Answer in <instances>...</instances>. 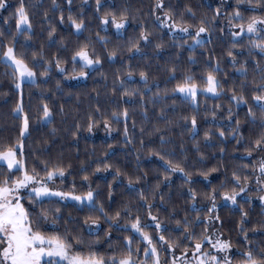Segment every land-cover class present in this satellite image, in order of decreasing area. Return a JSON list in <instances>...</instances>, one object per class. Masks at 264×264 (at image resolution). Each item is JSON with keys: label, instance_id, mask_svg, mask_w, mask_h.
Returning <instances> with one entry per match:
<instances>
[{"label": "trees", "instance_id": "16d2710c", "mask_svg": "<svg viewBox=\"0 0 264 264\" xmlns=\"http://www.w3.org/2000/svg\"><path fill=\"white\" fill-rule=\"evenodd\" d=\"M164 2L165 10L171 9L177 22L181 21V15H183L185 22L192 25H199L201 19L205 18L209 21L205 25L209 28V32L203 34L208 35V37L204 40L205 43L202 47L198 46L193 50L188 47L191 40L187 36H174L165 28L161 29L152 15L155 0H108L105 5L106 8L116 11L127 8L130 15L137 16L135 21L130 20L129 26L123 30L121 36H117L111 26L107 31L100 28L99 21L94 16L95 0H87V3H84V0H73V14L83 11L87 29L82 35L77 36L73 34L74 30L67 25L58 27L55 37L56 43L50 45L47 37V25L42 22L43 13L48 11L50 18L55 22L56 17L59 16V11L52 12L51 0H25V4L34 13L33 35L31 40L27 42H25L24 36L17 37V52L26 51L30 60L32 52H39L43 48L45 60L59 55L62 59L61 66L66 69V72L60 73L53 63L48 77H41L39 71H43L44 68V64L41 63L37 65L38 86L29 85L27 82L22 86L24 111L28 113L30 118V134L24 140V153L27 163L29 167L35 166L38 171H42L43 161H49L50 166L58 161L61 162L62 166L67 169L68 185L64 187L67 191L73 186V183H75L78 193L86 191L87 185L82 183V180L85 174L89 175L92 187L99 193L98 200L105 205V209L110 214L122 208L123 205L129 204L133 216L139 214L143 222H147V209L141 207V202L135 192L127 190L125 176L122 175L123 183H120L112 179L114 169L106 173L92 175L93 169L98 162L105 159L106 153L108 154L107 162L112 163L114 167H119L121 172L127 176L135 178L136 175L146 172V179H142L139 184L135 185L137 191L144 189L146 193L150 192L164 177L163 161L150 155V150L153 149L162 154L171 153L165 158L174 162H181L186 170L194 173L201 170L206 171L213 167L218 168L219 171L212 173L207 181L202 176H193L195 182L191 187L198 193H206L210 192L212 188H218L220 181L226 178L228 187L231 188L233 186L231 174L236 170L242 177L244 175L249 176L250 180L247 193L251 197L250 203H245L243 198L245 194L238 198L239 204L243 205L244 210L248 212L247 222L244 225L248 230V242H251L250 246L254 252L264 249V204L259 200L261 193L257 191L256 183V178L261 175L258 164L264 153L254 152L252 157H247L245 153L249 139L254 138V132L260 131L258 124H251L246 117L247 108L252 105L251 100L249 99L248 105H242L239 109L233 106V112H238V118L241 121L244 142L237 145L236 140L231 138L223 142L219 138H213L212 146L209 147L203 140L204 131L209 128L213 131L219 127L227 128L225 109L229 106V101L227 95L215 98L212 95L199 94L196 101L199 109L197 115L199 135L196 137V141L199 142L200 151L197 152L194 146L195 142L185 129L184 122L179 119L181 116L194 114L193 105L191 101L182 100L181 95L171 92V89L186 75L193 76L196 82L203 86L201 78L206 76L207 71L214 68L217 63H219L221 71L216 75L224 82L226 92L232 87H239L241 80L244 79L236 72V68H239L240 64L233 67L230 58L226 55L227 50L234 42L231 35V32H234V27L230 28L229 19L236 9L237 0H229L223 4L208 0H164ZM57 3L61 5L65 16H67L65 0H57ZM256 3L257 0H252V5ZM8 4L9 7L3 10L0 17V28L5 31V43L11 40L10 33L15 32V19H10L6 25L3 18L9 17L14 12L15 8L18 7L19 0H8ZM33 5H35L34 8ZM250 7L251 5L245 3L240 9L245 17L244 23L247 22L249 16H264V10L253 13L246 10ZM188 8H191L196 14L195 18L188 15ZM217 9L220 10L219 16H216ZM214 17L215 19H213ZM241 22L240 20H233L232 24ZM140 23L152 30V44L145 46L142 43V53L131 57L125 45L129 39L138 36ZM97 32L107 40L106 45L97 39ZM209 39L211 42H208ZM237 40L244 47L236 51H243L244 54L238 55L236 58L241 62L248 61L246 65L249 71L247 79L251 81L254 75V62L261 60V57L255 54L252 57L247 55V35L242 40L240 38ZM161 41L164 46L161 50L156 51L154 46ZM184 41H188V44H185ZM82 43L91 44V47L100 56L101 65H97L94 70L87 69L86 71L89 72L87 78L79 79L77 82H69L66 76L73 75L71 53L78 44ZM112 50H117V55L115 59L109 60L107 53ZM261 63L264 64V60H261ZM129 64L132 66L133 80H126L127 87L143 90L144 84L139 78V71L145 70L149 73L148 87L151 89L150 92L144 93L146 100L152 97L153 93L159 92V98L155 104L146 103V116L140 107L139 96L121 97L119 92L113 95L117 70H120V78L125 79L123 73L128 70ZM173 65L176 68L175 79H172L173 74L167 71ZM75 67L78 72L80 70L79 64ZM11 71V68L0 63V143L15 142L19 135L21 122L13 113L21 95L14 88L10 75ZM256 75L258 78V74ZM57 81L60 82L59 89L56 87ZM245 95L250 96V92H246ZM42 103H47L53 110L51 123H41L38 119L42 115L40 111ZM217 104L223 105V108L217 111L216 119L213 120L211 109ZM117 106L120 109L129 108L127 123L131 143L125 142L123 121L119 124L112 123L111 134L104 131L103 119L110 118L111 112ZM97 107L100 109L99 113L94 112ZM61 108H63V112L60 111ZM161 109H164L169 119L177 123L169 126L164 119L160 118ZM90 114L101 121L100 125L95 127L91 133L86 130L87 118ZM133 121L135 127H133ZM77 123L81 125V130L76 136H73L72 133L75 131ZM156 128L161 129V131L156 132ZM161 136L169 142L161 145ZM141 140H143V146H141ZM221 148L224 149L223 153L220 151ZM201 154H203V159H201ZM137 157H139V161H137ZM82 165L87 172L80 171ZM244 165L247 167L245 168ZM253 166H256L255 171H253ZM109 184L113 185L111 201L108 200ZM188 187L189 185L184 183L182 175L175 173L171 175L169 181L160 184L155 200H151V196L149 197L155 205L152 214L158 215L168 227V231L164 232L166 237L170 234L172 237L179 234L172 230L175 228V219L183 217L184 213L189 211ZM218 191H223V189H218ZM161 195L164 196L165 200L163 205L160 202ZM196 203L198 208L204 209L201 212V216H204L210 204L202 197ZM73 205L74 202L72 201L61 202L56 197L46 199L43 205L38 207L47 209L59 207L62 219L57 222L55 227L49 222L44 225L43 230L49 233L58 230L62 233L67 228L74 233H79L86 244L99 238V250L101 252H105L109 244L119 251L123 248L125 237L133 235L131 231L112 229L110 239H106L105 232L108 231L109 226L101 221L102 228L98 230L97 236L95 226H92V232H90L89 228L83 225V219L88 215L87 210L79 211ZM217 207L222 222V226L221 222H216L218 231L223 233L231 242L235 253L237 250L247 251L249 243L244 241L243 234L238 230L240 211L234 208L230 202L225 204L219 195H217ZM173 209L179 215L169 219V213ZM69 215H71V219H69ZM190 215L194 216L195 213H190ZM66 221L67 223H65ZM120 223L123 225L125 219H121ZM200 227L203 226H199L197 231L200 230ZM146 231L153 232L152 229H146ZM138 244L139 238L134 239L133 248L137 247ZM235 253L233 259L234 262H237L242 257L235 255Z\"/></svg>", "mask_w": 264, "mask_h": 264}, {"label": "snow or ice", "instance_id": "6c2138e0", "mask_svg": "<svg viewBox=\"0 0 264 264\" xmlns=\"http://www.w3.org/2000/svg\"><path fill=\"white\" fill-rule=\"evenodd\" d=\"M87 3V0H84ZM108 0H95L94 16L99 21V26L102 30L107 31L109 26L115 29L117 36L122 35V30H125L130 20L135 21L137 16L130 15L127 8L116 11L111 8H106L105 5ZM251 5L249 9L253 13L258 10H264V0H257L255 5H252V0H237L235 11L231 14L229 19L230 28L234 27L238 31L231 32L233 43L227 50L226 55L230 58V62L236 68L239 76L244 77L241 80L239 87H232L225 90L224 82L221 81L216 75L220 72L219 63L207 71L206 76L202 77L203 86L197 83L195 78L191 75L184 76L183 80L178 82L176 86L171 89L173 94H181L184 101H191L194 114L190 116H181L179 119L184 122V127L191 135L197 152L199 149V142L196 137L199 135L197 115L199 112L196 98L198 94L208 95L211 94L215 98L227 95L229 106L225 109L227 112V128L219 127L213 131L211 128L206 129L203 134V140L209 147L212 146L211 141L213 138H219L222 142L231 138L236 140L237 145L244 142V135L241 132V121L238 118V112H233V106L239 109L242 105H248L249 99L252 105L247 108L246 117L248 121L259 126L260 131L254 132V138H250L248 145L245 147L247 157H252L254 152L264 153V16L252 15L245 20L241 12V7L245 4ZM67 7V16L61 5L57 0H51V10L53 13L59 11V16L56 17L55 22L50 18L49 12L43 13L42 22L47 25V37L49 44L56 43L55 37L58 27L67 25L74 30V35L80 36L87 29L84 13L81 10L79 13L73 14V0H65ZM9 7L8 0H0V10H5ZM33 8L35 5L32 6ZM114 8V5H113ZM163 11V17L156 15L157 12ZM189 16L195 18V13L191 8L187 9ZM220 10H216V16H219ZM152 15L155 21L159 24L161 29L167 28L169 33H182L187 36L191 43L184 41L188 47L195 49L202 47L205 43L202 39V34L209 32V28L205 25L209 21L201 19L199 25H192L183 20L177 22L171 9L165 10L164 0H155L152 8ZM33 16L34 13L25 4V0H19L18 7L9 17H4V24H8L10 19H15V32L10 33L11 40L5 43V31L0 28V63L5 64L12 69L10 75L14 88L20 93L21 99L13 109V113L20 119L19 135L15 142L0 143V264H162L160 249L172 255L171 261L165 259L163 264H234L232 256L229 253L232 251V244L229 240L223 238V233L219 232L216 228V222H221L218 214L217 195L221 200L231 205L240 211L239 232L243 234L244 241L248 242L247 229L245 224L247 222L248 212L244 210L243 205L239 204L238 198L244 195L245 203H250L251 197L247 195L249 189V176L243 177L234 170L231 174V188L228 187L227 178L220 181L218 188H212L210 192L198 193L191 185L195 182L194 175L202 176L204 180H208L212 173H217L218 168H209L206 171L201 170L196 173L186 170L181 162H174L171 159H166V155L171 153L162 154L160 151L150 150V155L156 156L160 161H163L164 177L162 181H158L150 192L146 193L144 189L137 191L135 185L139 184L142 179H146L147 173L142 172L136 175L135 178L127 176L122 173L119 167H114L112 163L107 162L108 154H105V159L97 163L93 169L92 175L98 173H106L113 170V181L121 180L122 175L126 177L127 184L125 187L130 192H135L138 200L141 202V207H146L147 222H143L139 214L133 216L131 206L129 204L123 205L122 208L116 210L113 214L105 209V205L98 200L99 193L92 187L89 181V175L83 176L82 183L87 185L86 191H81L77 194L75 183L68 191L57 190L54 186L56 178L63 180L67 169L62 166L61 162L51 164L49 161H43L42 171H38L35 166L29 167L24 153V140L30 134V118L28 113L24 111L22 102V86L25 82L29 85H37V65L43 63V71H39V76L48 77L52 64H55L56 69L60 73L66 72L62 67V59L59 55L53 56L52 59L45 60L43 56V48L39 52H32L31 59H28L26 51L17 52L16 43L18 36H24L25 42L31 40L33 35ZM215 19V17L213 18ZM233 20L242 21L239 24H232ZM139 34L136 38L129 39L125 45L126 50L131 57L136 54L142 53L141 44L145 46L152 44L153 32L146 27L143 23L139 24ZM195 28L193 32L192 29ZM248 36L247 41V55L252 57L254 54L259 55L261 60H256L253 69V79H247L249 75L248 68L246 67L248 61H238L237 56L243 55V51H236L242 49L244 46L239 43L237 38L242 40L244 36ZM97 39L107 44V40L101 37L97 32ZM183 39V37H181ZM208 42H211L210 39ZM63 47V42L61 41ZM163 42L155 44V50L159 51L163 48ZM182 46V45H177ZM117 55V50H112L107 53L108 59L113 60ZM71 62L73 64L72 79L87 78L89 72L87 69H95L97 65H101L100 56L96 53L95 49L91 47L90 43L78 44L71 53ZM79 64L80 70L76 71V65ZM127 71L123 73L125 79L120 78V70H117V76L114 80L113 95L119 92L121 97H135L139 96V104L147 115L146 103L155 104L159 98V92L153 93L150 98H145L144 93L151 91L148 87L149 73L148 71H139V78L144 84V89L129 88L126 86V80H133V70L131 64L127 66ZM167 71L172 73V79H175L176 68L173 65ZM258 74V78L257 75ZM57 89L60 88V82L57 81ZM122 90V91H121ZM167 92V90H165ZM250 92V96L245 93ZM223 105H214L211 109V116L213 120L216 119L217 111L221 110ZM255 109V110H254ZM258 110V111H257ZM42 115L38 118L41 123H51L53 119V110L47 103L40 105ZM63 112V108L60 109ZM95 113H99L100 109H94ZM103 115V114H101ZM160 118L164 119L166 123L171 126L176 121L167 117L164 109H161ZM128 120L129 108L122 109L117 106L116 109L110 114V118L103 119V127L109 134L112 132V123L117 124L123 121L124 123V138L126 143H131L128 134ZM234 121V123H233ZM101 121L97 120L93 114L87 118L86 130L91 133L95 127L100 125ZM190 124V127H189ZM133 127L135 122L133 121ZM81 130V125L76 124L75 131L72 135L76 136ZM156 132L161 129L156 128ZM143 132V129H141ZM163 136L160 138L161 145L168 143ZM143 146V140H141ZM221 153L224 149H220ZM203 159V154H201ZM139 161V157H137ZM71 166L69 165V168ZM246 168L247 165H244ZM260 177L256 178L258 187L257 191L264 193V157H261L258 164ZM256 166H253V171ZM80 171L87 172L86 168L82 165ZM180 173L184 179V183L189 185L187 189V196L190 201L188 208L183 217L175 219V228L172 230L179 233L177 236L172 237L171 234L166 237L164 232L168 231V227L158 215L152 214V209L155 205L151 200H155L160 184L170 180L171 175ZM53 185V186H50ZM223 189V191H218ZM151 196V200L149 197ZM56 197L61 202L72 201L74 207L79 211L88 212L83 219V225L89 228L92 232V226L97 230L102 228L103 221L107 224L108 231L105 232V238L110 239L111 230L118 231H131L132 236L125 237L123 248L117 251L109 244L105 252L99 250V238L96 241L85 243L79 233L65 228L64 232L55 231L49 233L43 230L44 225L49 222L55 227L57 222L62 219L61 209L55 207L47 209L38 207L43 205L46 199ZM206 200L210 207H207V212L201 216L203 208L197 207V200L200 198ZM113 198V185H108V200ZM259 200L264 204V195L259 196ZM161 205L165 203L164 196H160ZM27 205V207H26ZM190 213H195L191 216ZM179 213L173 209L169 213V219L178 216ZM71 219V215H69ZM121 219H125V223L121 225ZM67 223V221L65 222ZM200 230L197 231L199 226ZM222 226V222H221ZM152 229L153 232L146 231ZM139 238V244L133 248L134 239ZM247 251L237 250L235 255L242 257L236 264H264V249H259L254 252L250 246ZM180 251V256L175 255L176 251ZM141 254L142 257L141 258Z\"/></svg>", "mask_w": 264, "mask_h": 264}, {"label": "rangeland", "instance_id": "374dc122", "mask_svg": "<svg viewBox=\"0 0 264 264\" xmlns=\"http://www.w3.org/2000/svg\"><path fill=\"white\" fill-rule=\"evenodd\" d=\"M209 2H213V3H216V2H220V3H226L227 1H229V0H208ZM2 12H3V10H0V17H1V15H2ZM156 15H160L161 17H163V11H159V12H157L156 13ZM112 29L115 31V29L112 27ZM165 30L166 31H168V29L167 28H165ZM233 30L234 31H238V29H234L233 28ZM192 31L194 32L195 31V29H192ZM169 32V31H168ZM122 33H123V30H122ZM172 35H174V36H185L184 34H182V33H171ZM208 37V35H203L202 34V39H206ZM63 67V66H62ZM72 76H66V79H67V81H69V82H77V80H79V79H83V78H76V79H72L71 78ZM37 80H38V76H37ZM178 95H181V94H179V93H177ZM208 95H211V94H208ZM198 96H199V94H198ZM198 96H197V98H198ZM197 98H196V101H197ZM105 131V130H104ZM262 157H264V155L262 156ZM66 185H68V183H67V174H65V177L63 178V180H61L60 178H56L55 179V181H54V186H55V188L57 189V190H61V191H67V190H65L64 189V187L66 186ZM50 186H53V185H50ZM72 186V185H71ZM257 187H260V185H257ZM258 189V188H257ZM77 194H79L78 192H77ZM261 195H263V193H261ZM216 228L219 230V228H218V224L216 223ZM223 238L224 239H227L226 238V236L223 234ZM228 240V239H227ZM234 253H235V250L232 248V251L229 253V255L230 256H232V259L234 258L233 257V255H234ZM160 255H161V261H162V264H163V261L165 260V259H167V260H169V261H171V259L173 258L172 257V255L170 254V253H166V252H164L163 251V249H160ZM175 255L177 256V257H179L180 256V252H178V251H176V253H175ZM143 258V257H142ZM233 261H234V259H233ZM234 264H236V262H234Z\"/></svg>", "mask_w": 264, "mask_h": 264}]
</instances>
